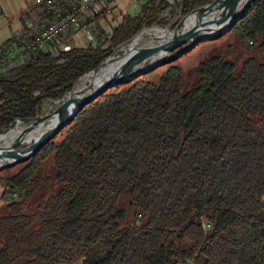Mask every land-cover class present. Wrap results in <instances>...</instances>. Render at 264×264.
<instances>
[{"label":"trees","instance_id":"16d2710c","mask_svg":"<svg viewBox=\"0 0 264 264\" xmlns=\"http://www.w3.org/2000/svg\"><path fill=\"white\" fill-rule=\"evenodd\" d=\"M140 1L108 36L95 25L86 48L24 46L26 61L1 66L0 134L63 102L144 29L170 25L169 9L183 19L217 0ZM232 30L261 56L239 76L233 61L211 56L189 90L177 67L158 87L138 78L113 88L14 175L0 172V264H264V0ZM51 157L54 174L43 176ZM123 198L134 221L122 224Z\"/></svg>","mask_w":264,"mask_h":264},{"label":"water","instance_id":"95a60500","mask_svg":"<svg viewBox=\"0 0 264 264\" xmlns=\"http://www.w3.org/2000/svg\"><path fill=\"white\" fill-rule=\"evenodd\" d=\"M239 1L240 0H231L228 4V3L223 2V0H217L213 4L198 8L180 21L177 28L173 30L175 32V35L172 39L166 41L165 43L157 45V46H148V47L142 46V47L137 48L134 52H132L129 55L128 58H126V60L118 68V70L114 73V75L111 78L107 79L102 85H100L98 88L89 92L88 94H86L85 96L81 98L69 99V105L67 106L63 114L57 119L56 122L52 123L45 129V131L40 136L39 140L34 145L28 146L26 148H21V149L20 148L18 149V146L23 145V143H20V142H17L13 144L12 146H0V172L3 170L12 169L18 165L28 162L44 146H46L49 142H51L64 128L69 126L73 122V120L76 118V116L85 107L93 104L100 96L105 94L107 91L113 88L119 87V86L126 85L140 78L141 76H143L150 70L154 69L157 66H160L165 60L171 58L173 56V53L177 51L179 48H181L182 46L190 44L189 49H188L190 50L200 42L211 40L215 36H218L222 33L232 30L235 23L242 17L243 13L246 11V9L248 8V6L253 0H249L245 4L239 16L223 24L224 14L226 10L234 6ZM219 9L221 10L224 9V12L217 15L216 17L209 19V16L211 15V13ZM190 16H195L196 25L190 31L182 34L180 30L183 26V23ZM139 34H137L129 42L119 46L113 52L112 56L106 59L97 69H95L94 71L90 73H87L82 78H84L85 76L91 73L99 71L100 68L104 66L105 63H107L110 59L115 57V54L119 50H122L124 47L130 45V43L133 42L134 39ZM192 40H195L194 44L190 43ZM161 54H165V55L168 54V56H165L160 62L156 63L155 65L147 66V68L144 70L136 71V69L139 66L145 64L148 60L156 56H159ZM82 78H80L79 81ZM78 82L74 85L69 95L73 93ZM69 95L67 96V98L69 97ZM40 118H44V117H38V118H35L34 120L40 119ZM34 120H18V122L19 121L29 122V121H34Z\"/></svg>","mask_w":264,"mask_h":264},{"label":"rangeland","instance_id":"374dc122","mask_svg":"<svg viewBox=\"0 0 264 264\" xmlns=\"http://www.w3.org/2000/svg\"><path fill=\"white\" fill-rule=\"evenodd\" d=\"M181 0H168L169 4L173 7ZM143 2L140 0H117L114 5H116L119 9H124L123 11L126 15L136 16L140 13L141 6ZM176 10V9H175ZM171 9L166 11L161 15V18L166 19L170 25L166 27H160L164 30H175L179 25L181 19L180 11L177 10L176 15L171 17L170 13ZM103 20V18L101 19ZM178 23V24H177ZM177 24V26L173 29L172 25ZM100 26V25H99ZM117 26V23L110 24L107 31L103 28L102 31L105 35H109L112 33ZM158 27V26H155ZM91 33V31H90ZM90 39V38H89ZM200 39V38H198ZM90 41V40H89ZM250 42L242 37L240 33L236 30H230L225 33L218 35L215 39H211L208 41L200 42L192 49H189L190 44L182 46L177 51L174 52L175 60L169 61L163 65L157 66L154 69L150 70L146 74L140 77V79L144 82L151 83L156 87L160 86L161 80L166 75V73L172 68L177 67L182 73L183 83L185 90H189L194 82L198 78V66L200 63L211 56H222L228 60H231L235 64L234 76H239L243 70L244 62L251 56L261 57L259 54L254 53V49L250 47ZM77 46V45H76ZM144 46V43L139 47ZM128 48V47H127ZM126 48V49H127ZM125 49V50H126ZM125 52V51H124ZM124 52H120V56L124 55ZM65 101V100H64ZM63 101V102H64ZM63 102H53L46 101L43 106V114L40 118L42 120V125H47L51 123L49 120L50 116H53L55 112L59 111L62 108ZM46 116V117H45ZM16 125L12 128L14 129ZM11 130V129H10ZM1 135V134H0ZM62 136L58 139H60ZM30 146L28 144H23L18 146L20 148H26ZM22 165L14 167L12 169L6 170L3 173V176H12L14 175ZM41 174L43 176H50L54 174V157H51L47 162L43 164V169ZM6 192L4 184H0V213H5L7 206V199H4V193ZM12 197H10L11 199ZM16 198V197H15ZM120 210H124V218L120 222L123 224L124 222H133L134 220V212L130 206V200L128 198H123L118 205ZM17 264H24V261H20ZM75 264V263H74ZM76 264H80L77 262Z\"/></svg>","mask_w":264,"mask_h":264},{"label":"bare ground","instance_id":"6f19581e","mask_svg":"<svg viewBox=\"0 0 264 264\" xmlns=\"http://www.w3.org/2000/svg\"><path fill=\"white\" fill-rule=\"evenodd\" d=\"M230 1L231 0H223V2L228 3V4ZM248 1L249 0H240L234 6L227 9L224 14L223 24L239 16L245 4ZM222 12H224V9L223 10L219 9L211 13V15L209 16V19L216 17ZM195 25H196L195 16H190L187 19L185 25L181 28L180 32L184 34L190 31ZM174 35H175V32L173 30H164V29H161L160 27H154V28L146 29L142 31L134 39V41L131 42L129 46H127L128 48L125 47L122 50V52L125 51L123 56H120V54H117L118 53L117 52L115 54V57H113L107 63H105L104 66H102L99 71L85 76L78 82L73 93L69 95V97L63 102L62 108L59 111L55 112L53 116L49 117V120L51 121V123L47 125H42V120L40 119H36L34 121H29V122L19 121L17 126L14 129H11L8 132L0 135V146H12L13 144L17 142L28 144L30 146L34 145L39 140L40 136L45 131V129L52 123L56 122L57 119L63 114V112L66 110L67 106L69 105V99L81 98L85 96L86 94H88L89 92L98 88L100 85H102L107 79L111 78L114 75V73L123 64L126 58H128L132 52H134L137 48H139L141 44L144 43L143 47L157 46V45H160L172 39ZM195 40H192L190 43L194 44ZM165 56H168V54L166 55L161 54L159 56H156L148 60L145 64L139 66L136 69V71L144 70L147 68V66L155 65L156 63L160 62Z\"/></svg>","mask_w":264,"mask_h":264},{"label":"crops","instance_id":"0c3cea01","mask_svg":"<svg viewBox=\"0 0 264 264\" xmlns=\"http://www.w3.org/2000/svg\"><path fill=\"white\" fill-rule=\"evenodd\" d=\"M116 1L108 2L115 7V11L112 15L104 17L96 27H100L101 30L104 28L107 31L110 24L117 23L115 29L121 25L125 10L114 5ZM33 2L34 0H0V57L2 55L5 57L4 64L0 63V67L6 65L13 67L21 61H26L28 57L24 52L26 41L39 31L42 23L52 18L50 14L35 6ZM93 27L90 28L91 35L93 29L96 28ZM89 38L81 33L80 28H73L50 47L53 51L74 47L86 48L90 44Z\"/></svg>","mask_w":264,"mask_h":264},{"label":"built area","instance_id":"2783aa9c","mask_svg":"<svg viewBox=\"0 0 264 264\" xmlns=\"http://www.w3.org/2000/svg\"><path fill=\"white\" fill-rule=\"evenodd\" d=\"M110 0H34L33 4L51 15L49 21L42 23L39 31L29 38L25 45L27 54L37 52L55 44L73 28H80L81 33L93 37L90 28L100 23L101 19L114 13L115 7ZM141 217V216H140ZM210 228V224H204Z\"/></svg>","mask_w":264,"mask_h":264}]
</instances>
